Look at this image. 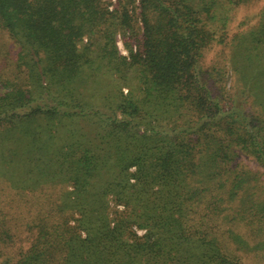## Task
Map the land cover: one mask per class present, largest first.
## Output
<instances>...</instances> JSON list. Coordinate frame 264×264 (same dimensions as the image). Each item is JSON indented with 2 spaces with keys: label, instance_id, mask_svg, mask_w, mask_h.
<instances>
[{
  "label": "trees",
  "instance_id": "obj_1",
  "mask_svg": "<svg viewBox=\"0 0 264 264\" xmlns=\"http://www.w3.org/2000/svg\"><path fill=\"white\" fill-rule=\"evenodd\" d=\"M259 2L0 0V264H264Z\"/></svg>",
  "mask_w": 264,
  "mask_h": 264
},
{
  "label": "rangeland",
  "instance_id": "obj_2",
  "mask_svg": "<svg viewBox=\"0 0 264 264\" xmlns=\"http://www.w3.org/2000/svg\"><path fill=\"white\" fill-rule=\"evenodd\" d=\"M262 3H264V0H260V2H259L257 5L250 6V7L247 8V9H243V8H242L244 11H243V10H241V11H242V13L247 12V13L250 14L251 12H254L256 9H258V7H260V6L262 5ZM239 15H241V14H239ZM238 17H240V16H238ZM238 20H239L238 18L235 19V20L232 22V24L230 25V27H231V28L236 27V25H237V21H238ZM254 21H255V19H254L253 17H250V20L247 21V23H248V24H252V23H254ZM248 24H245L244 26H242V28H243V27H247L246 25H248ZM117 45H118L119 51H120L121 53H125V50L123 49L122 43H121V41L119 40V38L117 39ZM12 51H13V50H12ZM216 52H217V49H216L215 47H213L211 50H209V52H208V54H207V57H208V58H212L213 56L216 57V56H217ZM221 58H223V57H221ZM230 77H231V73H230V71H229V67H228V68H227V72H226V74H225V78L230 79ZM247 166L250 167V168L253 170V172H256V173H258V174H259V172H262V171H263L262 168L259 167L258 165H256V163L253 162V161H247ZM241 231H242L241 233H244V232H245V230H244V231L241 230Z\"/></svg>",
  "mask_w": 264,
  "mask_h": 264
}]
</instances>
